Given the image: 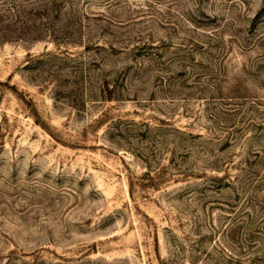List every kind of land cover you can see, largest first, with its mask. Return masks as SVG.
I'll return each mask as SVG.
<instances>
[{
  "label": "rangeland",
  "instance_id": "obj_1",
  "mask_svg": "<svg viewBox=\"0 0 264 264\" xmlns=\"http://www.w3.org/2000/svg\"><path fill=\"white\" fill-rule=\"evenodd\" d=\"M0 264H264V0H0Z\"/></svg>",
  "mask_w": 264,
  "mask_h": 264
}]
</instances>
